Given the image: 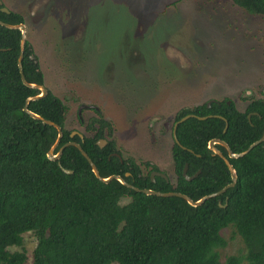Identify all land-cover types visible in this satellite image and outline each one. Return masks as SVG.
<instances>
[{
	"label": "trees",
	"instance_id": "1",
	"mask_svg": "<svg viewBox=\"0 0 264 264\" xmlns=\"http://www.w3.org/2000/svg\"><path fill=\"white\" fill-rule=\"evenodd\" d=\"M233 2L264 18V0ZM0 21L24 23L23 16L10 9L0 10ZM19 38L17 29L0 26V264H27L24 251L8 250L20 247L26 232L35 237L28 264H264V140L245 155L228 158L234 185L195 207L179 197L133 191L116 179L101 182L73 145L64 147L56 160L46 157L57 131L22 110L25 99L40 91L20 81ZM21 68L28 83L43 85L36 55L26 40ZM45 89L26 108L60 127L53 154L66 142L78 143L101 178L118 175L139 189L178 192L192 201L230 182L226 166L207 147L208 141L222 140L238 153L264 128L263 99H249L243 111L228 98L212 100L208 106L204 102L181 107L173 122L187 114L211 116L190 117L176 126V139L191 152L172 141L174 181L158 175L151 181L150 173L159 170L147 161L138 164L121 156L108 139L111 124L97 107H91L93 116L84 124L78 119L82 138L71 135L64 126L66 106ZM214 115L226 120L224 131V121ZM99 139L106 140L101 147ZM213 146L226 156L224 147ZM184 164L187 176L199 170L190 180L182 176ZM60 167L72 172L64 173ZM122 198L127 199L123 204ZM224 228L231 229L230 237L240 239L243 251L220 259L218 251L226 246Z\"/></svg>",
	"mask_w": 264,
	"mask_h": 264
},
{
	"label": "rangeland",
	"instance_id": "2",
	"mask_svg": "<svg viewBox=\"0 0 264 264\" xmlns=\"http://www.w3.org/2000/svg\"><path fill=\"white\" fill-rule=\"evenodd\" d=\"M0 1L23 16L43 86L66 106L65 128L82 134L97 107L121 156L167 181L179 108L228 98L243 111L264 100V18L233 0ZM221 235L220 259L243 251L231 229ZM34 245L26 232L8 250L24 251L28 264Z\"/></svg>",
	"mask_w": 264,
	"mask_h": 264
},
{
	"label": "water",
	"instance_id": "3",
	"mask_svg": "<svg viewBox=\"0 0 264 264\" xmlns=\"http://www.w3.org/2000/svg\"><path fill=\"white\" fill-rule=\"evenodd\" d=\"M0 4H1V1H0ZM0 10L2 12H5L7 13L8 12V9L5 8V7H1ZM0 26H3L5 28H8V29H17L20 33V38H19V52H18V56H17V60H16V65H17V69H18V73H19V78H20V81L23 85L27 86V87H32V88H36L38 89L40 92L38 95H35V96H30V97H27L25 99V102H24V105L22 106V110L24 112H26L30 117H32L33 119H36L38 121H40L41 123L43 124H46V125H50L52 127H54L57 131V136H56V139H55V142L52 144V146L47 150L46 152V157L49 159V160H56L58 159V157L60 156L62 150L64 147L68 146V145H73L74 147H76L78 149V151L80 152V154L83 156V158L87 161L88 165L90 166V169L93 173V175L101 182H107L111 179H116L118 182H120L121 184H123L124 186H126L127 188H130L132 189L133 191H136V192H141V193H144L146 195H154V196H159V197H168V196H175V197H179V198H182L184 199L189 205L195 207V206H198L200 205L203 201H205L206 199L208 198H212V197H216L220 194H222L227 188L231 187L234 185V182H235V172L230 164V162L228 161V158H237V157H241L243 155H245L251 148H253L254 146L260 144L263 140H264V128H263V132L261 134V136L253 141L252 143H250L244 150L238 152V153H233L231 152L229 149H228V146L225 142H223L222 140H219V139H210L207 143V147L211 150V152L215 155H217L218 157H220L224 163V165L226 166L228 172H229V176H230V182L226 185H224L223 187H221L220 189H218L217 191L215 192H212V193H209V194H206L202 197H200L199 199L195 200V201H192L189 197H187L186 195L184 194H181V193H178V192H161V191H155V190H151V189H147V188H137V187H134L128 183H126L120 176L118 175H110L106 178H101L97 172V169L95 167V165L93 164V162L90 160V158L87 156V154L83 151V149L81 148V146L78 144V143H75V142H66L64 144H62L58 150L56 151V153L53 154V149L56 147V145L58 144L59 142V139H60V136H61V129L60 127L50 121V120H47V119H44L42 118L41 116L29 111L27 108H26V104L28 103V101H31V100H34V99H37V98H40L42 97L45 92H46V89L43 85H38V84H32V83H28L25 79H24V76H23V73H22V68H21V59H22V53H23V48H24V43H25V27H24V24L23 23H18V24H9V23H5V22H2L0 21ZM209 105V101L207 102V106ZM211 115H208V116H195V115H192V114H187V115H184L182 117H180L178 120L174 121L173 124H172V128H171V136H172V140L173 142L178 145L181 149H184V150H187L189 152H191L190 149H187L185 147H183L182 145L179 144L178 140L176 139V136H175V129H176V126L185 121L187 118H190V117H195L196 119H199V120H203L205 119L206 117H209ZM215 117H218L220 119H222L224 121V127H223V131L226 129V126H227V123H226V120L221 117V116H217V115H214ZM249 118V114L247 115V119ZM72 135V133H71ZM77 135L82 138V134L80 133H77ZM97 145L99 147L103 146L105 143H106V140L104 139H99L97 142ZM220 144L222 147H224V149L226 150V156H224L219 150H217L213 145L214 144ZM264 147V145H263ZM186 167L187 165L184 164V167L182 169V176L186 179V180H190L192 179L193 177H195L197 175V173L199 172V170H197L193 175L191 176H187L185 171H186ZM60 169L64 172V173H71L72 171L71 170H68V169H64L62 167H60ZM160 176L162 177L165 181H167V176L161 172H158V171H152L150 173V180L153 181L154 179V176ZM218 206H223L221 205L219 202H218Z\"/></svg>",
	"mask_w": 264,
	"mask_h": 264
},
{
	"label": "flooded vegetation",
	"instance_id": "4",
	"mask_svg": "<svg viewBox=\"0 0 264 264\" xmlns=\"http://www.w3.org/2000/svg\"><path fill=\"white\" fill-rule=\"evenodd\" d=\"M2 4V3H1ZM4 7V6H3ZM76 134V133H75ZM173 141V140H172Z\"/></svg>",
	"mask_w": 264,
	"mask_h": 264
},
{
	"label": "crops",
	"instance_id": "5",
	"mask_svg": "<svg viewBox=\"0 0 264 264\" xmlns=\"http://www.w3.org/2000/svg\"><path fill=\"white\" fill-rule=\"evenodd\" d=\"M167 152H169V151H167ZM170 153V152H169Z\"/></svg>",
	"mask_w": 264,
	"mask_h": 264
}]
</instances>
